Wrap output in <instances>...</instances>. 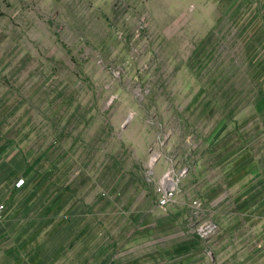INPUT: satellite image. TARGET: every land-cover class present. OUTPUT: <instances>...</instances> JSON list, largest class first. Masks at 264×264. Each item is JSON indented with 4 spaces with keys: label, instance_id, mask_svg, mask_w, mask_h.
I'll return each instance as SVG.
<instances>
[{
    "label": "rangeland",
    "instance_id": "rangeland-1",
    "mask_svg": "<svg viewBox=\"0 0 264 264\" xmlns=\"http://www.w3.org/2000/svg\"><path fill=\"white\" fill-rule=\"evenodd\" d=\"M233 137L262 186L216 185ZM1 204L0 264H104L129 226L155 264H264L262 0H0Z\"/></svg>",
    "mask_w": 264,
    "mask_h": 264
},
{
    "label": "crops",
    "instance_id": "crops-1",
    "mask_svg": "<svg viewBox=\"0 0 264 264\" xmlns=\"http://www.w3.org/2000/svg\"><path fill=\"white\" fill-rule=\"evenodd\" d=\"M263 8L264 0H262V9ZM234 138L235 137L230 140L232 141L230 143V148L232 149H229L228 145L226 152L227 154L225 155L226 157L230 156V159H227L221 165L217 164L215 171H218L219 173L218 177H215L214 180L216 181V185H221L222 182H232V185L235 186L248 187L252 182V176H255L256 178L257 174H254V172L256 173L258 171H262V168H257V165L251 168L246 166L251 162L252 156H254L255 153H252V150L248 148L247 140L241 139L235 143ZM259 167L261 166L259 165ZM186 176L187 175H185V179ZM254 181H258L260 183L261 180L256 178ZM260 185L262 186V183H260ZM250 197L251 195L244 196L242 202L247 204L250 203ZM134 217L131 216L130 219ZM145 230L146 229L139 226H129L128 228L125 227L116 229L115 232H111V235L107 233L106 236L108 237L114 235V242L103 245L105 252L103 258L105 260L104 264H155V243L152 238H149V236L143 232ZM231 245L232 244H228L227 247ZM178 248L180 251L184 252V254L193 250L200 251L202 248V243L198 242L196 238H194V241L193 238H189L188 240H184L183 243L179 244ZM82 249L85 251L84 248ZM193 256L194 262L187 261L189 256H186L183 264H203V260L200 258L201 253H195ZM210 264L234 263L232 258L227 256L226 259H213L210 261Z\"/></svg>",
    "mask_w": 264,
    "mask_h": 264
},
{
    "label": "built area",
    "instance_id": "built-area-1",
    "mask_svg": "<svg viewBox=\"0 0 264 264\" xmlns=\"http://www.w3.org/2000/svg\"><path fill=\"white\" fill-rule=\"evenodd\" d=\"M170 182H172V183H170ZM159 189L161 190V194L159 195L158 203L161 206H164L169 202L172 195L174 194L175 185L173 184V181H164V183L161 184ZM0 207H3V205L1 204ZM214 226L215 225H213V224L207 225L206 227L201 226L200 227V233L203 235H207L209 232H211L215 229Z\"/></svg>",
    "mask_w": 264,
    "mask_h": 264
},
{
    "label": "bare ground",
    "instance_id": "bare-ground-1",
    "mask_svg": "<svg viewBox=\"0 0 264 264\" xmlns=\"http://www.w3.org/2000/svg\"><path fill=\"white\" fill-rule=\"evenodd\" d=\"M166 181H172V180H170V179H167ZM170 183H172V182H170Z\"/></svg>",
    "mask_w": 264,
    "mask_h": 264
}]
</instances>
